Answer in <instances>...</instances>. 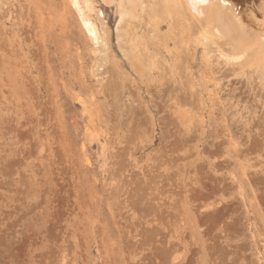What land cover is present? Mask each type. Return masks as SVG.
Wrapping results in <instances>:
<instances>
[{"label":"rangeland","instance_id":"374dc122","mask_svg":"<svg viewBox=\"0 0 264 264\" xmlns=\"http://www.w3.org/2000/svg\"><path fill=\"white\" fill-rule=\"evenodd\" d=\"M142 1L131 43L90 0L99 52L70 0H0V264H264V17L229 48Z\"/></svg>","mask_w":264,"mask_h":264},{"label":"bare ground","instance_id":"6f19581e","mask_svg":"<svg viewBox=\"0 0 264 264\" xmlns=\"http://www.w3.org/2000/svg\"><path fill=\"white\" fill-rule=\"evenodd\" d=\"M1 1L8 2L10 0H1ZM70 1L80 16L81 22L83 23V26L87 32V36H88L89 40L92 43H94L95 45H97L96 47L98 48L97 50L99 52L101 50H102V52L105 51L103 49L106 48V43L99 36L98 29L95 26V24L92 22V19L89 15V12L92 10L94 12V9H95L93 7L92 3L90 2V0H70ZM137 1L141 5V8H143L144 7L143 1L142 0H137ZM251 1L249 0V2H251ZM255 1H256L255 7L257 8V9L254 8L256 10L255 15H260V17H264V0H254V2ZM152 2H153V7L151 8V10H148L149 11L148 13H146V11H144V13L147 14V19L145 20L144 25H147V28H148L150 33L152 32V34L153 33L156 34L157 33V27L162 22V20H160L159 14H160V11H161L162 7L164 6L166 0H152ZM184 2L186 5L185 6L186 9L191 13L192 17L195 19L196 25H197L199 31H204V32L206 31L208 34H210L212 32L211 30H213L214 33H216V34L219 33L218 32L219 29H217L216 26L213 25V20H215V21L220 20L222 23L225 24L224 27H226V30L229 33L228 39L226 42V44H227V46H229V48H230V46L231 47H235V46H239V45L241 46L245 41H246V43L248 42L249 39L246 38V36H244L243 29H242L241 25H239L240 26L239 29H237L238 26H236L237 23H240L241 11L243 13V10H247V8L242 9L241 5L239 4V2L237 0H183V3ZM133 3H134V0H119L120 19H119L118 24H117V30L119 33L118 34V41L119 42L123 41V40H121V37H123V38L125 37V39H126V40L124 39L125 42H131V43H132V41L137 39L136 35H135V27H139L140 24H142V22L140 20H138V22H136V24L133 26H130L128 23H127L128 25L124 23L125 15L127 16V13H128L127 10H130V11L133 10V13H135L134 12L135 7H134ZM172 4H174V3H172V1H171V4H170L171 6L169 5L170 7L173 8L172 9V11H173L172 22L170 23L171 27H172V25H174L175 22L180 23L181 25L183 24V26H184L185 20L183 19L181 10L176 5H174V7H173ZM169 13L171 15V11H169ZM95 14L98 17V21L99 20L101 21V23H102L101 26L103 25V27H104L105 26L104 20L99 15V10H96ZM134 16H136V15H134ZM244 16H245V14H244ZM234 25L236 26L235 29H234ZM124 28H125V33L123 34L122 31L124 30ZM187 29L191 30V28H189V27ZM261 31H262V33L260 31H257V32L259 33L258 36H260L259 39L264 43V28H261ZM155 34H153V36ZM256 36H257V34H256ZM179 38L182 42H184V40H185L184 36H180ZM203 41L204 42H209V41L211 42L212 39L211 38H205ZM212 43H214V42H212ZM212 43H211V47L213 49L214 45ZM123 44L125 47V43H123ZM136 45L137 44H135V46ZM207 45L209 46V44H207ZM223 46L226 47V45H223ZM242 47L245 48L246 46L244 45V46H241L240 48H242ZM229 48H227V49H229ZM125 49L127 50L128 48L126 47ZM210 50H211V48H210ZM235 51H233V52H235ZM97 53L98 52H96V55H97ZM239 54L242 56V54H246V53L242 51V53L240 52ZM252 54H253V56L256 57L257 60H258V58L264 60V56L262 54H260L258 52H256V54L255 53H252ZM237 56H239V55H237ZM248 56L249 55H247L246 57H248ZM222 58H223V56H222ZM224 58L226 60L227 56H224ZM231 59H232V57H231ZM227 61L228 60H226V62ZM246 61H247V58H246L245 62ZM223 62H224V60H223ZM233 62H231V63H233ZM251 62H252V64L248 63L249 66L253 65L254 63H257L256 61L254 62L253 59L251 60ZM243 65H244V61L241 64V66L243 67ZM134 66H136V64ZM252 68L255 69L254 65Z\"/></svg>","mask_w":264,"mask_h":264}]
</instances>
